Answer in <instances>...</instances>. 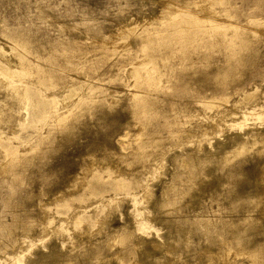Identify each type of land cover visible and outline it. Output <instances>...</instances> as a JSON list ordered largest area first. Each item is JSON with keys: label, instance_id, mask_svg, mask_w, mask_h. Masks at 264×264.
Wrapping results in <instances>:
<instances>
[{"label": "rangeland", "instance_id": "rangeland-1", "mask_svg": "<svg viewBox=\"0 0 264 264\" xmlns=\"http://www.w3.org/2000/svg\"><path fill=\"white\" fill-rule=\"evenodd\" d=\"M258 220L264 0H0V264H264Z\"/></svg>", "mask_w": 264, "mask_h": 264}, {"label": "bare ground", "instance_id": "bare-ground-1", "mask_svg": "<svg viewBox=\"0 0 264 264\" xmlns=\"http://www.w3.org/2000/svg\"><path fill=\"white\" fill-rule=\"evenodd\" d=\"M187 20H190V19H187ZM193 22L194 21H192L191 23L193 24ZM187 23V22H186ZM187 25V24H185V23H183V24H180V27L178 26V27H174V28H172V31L170 32V33H172V37H171V41L172 42H170V47L171 48H175L176 49V45L177 44H179V48H177V50L181 53L182 52V54H184V55H186V54H189L190 53V48H192V46H193V43L194 42H196L197 40H201L202 38H201V35L200 34H202V35H204V32H198V31H196V32H194V33H189V32H187L186 33V30H187V28H189V30L190 29H193V25ZM205 38H206V36H205ZM211 45V44H210ZM175 46V47H174ZM248 59V58H247ZM247 59H244V60H236L235 62H231L230 64H228V67L227 68H225L224 70H223V74H225V76L226 77H228V76H230V75H232V74H234L235 72H234V70L235 69H238V68H240V67H244V65L245 64H247ZM20 64H21V62H20ZM13 65H11L10 67H12ZM15 66V65H14ZM19 66V65H18ZM9 68V67H8ZM13 68V67H12ZM17 68V67H16ZM23 69H24V71H28V66L27 65H25L24 67H23ZM20 70V69H19ZM23 71V70H22ZM190 71V70H189ZM10 73H11V69H10V72H9V75H10ZM197 78L199 79V80H201L202 81V83L204 84V79H202L203 77L201 76V75H199L198 73H197ZM228 85V82H222V83H215V82H213V83H211V84H209V87H213V89L214 90H217V91H220L224 86H227ZM185 89H189V87H186ZM27 95L24 93V95H22V100H23V102H24V100H26L27 99ZM200 98H203V97H201L200 96ZM147 99V98H146ZM146 99H140V100H138L137 102H136V104H135V107H136V109L139 111V112H148V111H150L151 110V107H152V105H151V101L149 102L148 100H146ZM207 101V100H206ZM173 105L174 104H172V107H173ZM155 108V107H154ZM261 142H262V139H261ZM256 143V142H255ZM236 145V144H235ZM246 146H248V145H245V144H237V146L235 147V146H232V147H235V148H233V151H235L236 153L238 152V153H240L241 151H243V150H247L245 147ZM248 148V147H247ZM232 151V150H231ZM231 151H230V154H231ZM232 151V152H233ZM244 152V151H243ZM242 152V153H243ZM229 153V152H228ZM229 157V156H228ZM3 172V171H2ZM9 172V171H8ZM257 174V173H256ZM212 175V174H211ZM245 175V174H244ZM257 176V175H256ZM255 176V177H256ZM254 177V176H253ZM258 177V176H257ZM202 178V177H201ZM204 178V177H203ZM207 178H209V177H207ZM213 178V177H212ZM216 178H218V177H216ZM220 179V178H219ZM254 179V178H253ZM222 180V179H221ZM216 181V182H211V183H207V185L204 187V186H202L201 188H200V193H198L197 195H196V197H199V198H197L198 200H200L201 201V195H207V196H209V197H212V198H214L213 200L214 201H220V200H225V197H227L226 195H228V193H225V192H221V190H223V186H224V184H226V182L225 181ZM258 180V179H257ZM207 181V180H206ZM211 181V180H210ZM259 181V180H258ZM201 182V181H200ZM207 182H209V181H207ZM193 183V182H192ZM204 183H206V182H204ZM257 183V182H256ZM195 185V184H194ZM200 185V184H199ZM202 185V184H201ZM259 185V184H258ZM220 187H222V188H220ZM255 187H256V184H255ZM220 188V189H219ZM260 188V187H259ZM202 189V190H201ZM186 190V189H185ZM196 192V191H195ZM194 192V193H195ZM217 192H219V193H217ZM241 192H242V190L240 191H237V192H234V194H232V195H228V196H230L229 198H227L226 200L228 201L227 203H224L223 204V206H222V208H221V210H220V212H225V211H227L226 213H230V212H232L233 213V210H235V208L238 206V204L240 203V199H241ZM197 193V192H196ZM195 193V194H196ZM178 194H180V193H178ZM192 194V193H191ZM255 194V193H254ZM253 194V195H254ZM256 194H257V192H256ZM255 194V195H256ZM193 195V194H192ZM191 195V196H192ZM220 196H223V199H222V197L220 198ZM201 197V198H200ZM257 197V196H256ZM256 197H255V199H256ZM259 198V197H258ZM251 199H252V196H249V199H248V201H247V203L245 204V205H242V204H240V208L238 207V209H236L235 211H236V213L238 214V216H239V212H242L243 214H244V212L246 213V212H249V211H251V210H253V208H250L249 206V202L251 201ZM254 199V198H253ZM252 199V200H253ZM197 200V201H198ZM212 200V199H211ZM257 200V199H256ZM189 201V200H188ZM199 201V202H200ZM199 202H197V204L199 203ZM206 202V201H205ZM252 202V201H251ZM250 202V203H251ZM253 202H254V200H253ZM196 203V202H195ZM196 204V205H197ZM252 205L254 204V203H251ZM256 204V203H255ZM220 205V204H219ZM254 206V205H253ZM252 206V207H253ZM193 207V206H192ZM192 207H191V209H192ZM248 207H249V211H248ZM257 207V206H256ZM160 208V207H159ZM255 208V207H254ZM251 209V210H250ZM163 210V209H162ZM234 211V212H235ZM237 211H239V212H237ZM174 212V211H173ZM177 212V211H176ZM221 214V213H220ZM224 215V214H223ZM229 215V214H228ZM249 215V214H248ZM221 216V215H220ZM204 218H206V217H204ZM234 218H236V217H234ZM234 218H233V222H231V221H227V224H226V227L228 228V227H232V226H234V229L235 230H238V229H240V228H242L241 226H242V224L244 223V221L247 219V218H245V216H244V218H242L241 217V219L239 218V219H237L238 221L236 222V221H234ZM248 218H249V216H248ZM236 220V219H235ZM253 220V219H252ZM240 221H242V223L240 222ZM259 221V220H258ZM261 221V220H260ZM259 221V222H260ZM261 223V224H260ZM260 223H255V224H251V227L252 226H254V228L255 227H257V228H260L261 229V231L262 232H264V223H262V221L260 222ZM239 224V225H238ZM219 227H221V229H224V230H227V228L225 227V226H223V225H221V226H219ZM224 227V228H223ZM244 227V230L246 229V228H248L247 226H243ZM250 227V228H251ZM233 229V230H234ZM232 230V231H233ZM231 231V232H232ZM239 231V230H238ZM227 233V232H226ZM230 233V232H229ZM228 233V234H229ZM232 234H233V232H232ZM230 235V234H229ZM233 236V235H232ZM216 244V243H215ZM139 251V250H138ZM135 252V251H134ZM132 253V252H131ZM138 256V255H137ZM55 258V257H54ZM56 261V260H55ZM212 261V260H211ZM214 261V260H213Z\"/></svg>", "mask_w": 264, "mask_h": 264}]
</instances>
